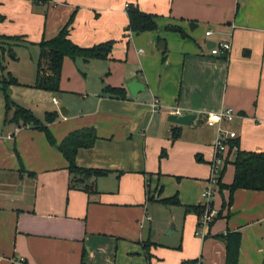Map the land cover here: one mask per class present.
Returning <instances> with one entry per match:
<instances>
[{"label":"crops","instance_id":"crops-1","mask_svg":"<svg viewBox=\"0 0 264 264\" xmlns=\"http://www.w3.org/2000/svg\"><path fill=\"white\" fill-rule=\"evenodd\" d=\"M130 3L156 14L157 28L127 32ZM74 11L70 39L83 47L114 40L109 58L65 56L56 93L31 87L35 61L28 75L10 71L20 84L9 92L40 118L57 111L48 124L57 143L94 128V144L78 150L76 163L109 172L84 181L94 182L90 193L69 188L56 144L43 131L4 122L0 112V264L18 257L28 264H224L223 237L233 231L240 233L237 264H264L263 190L239 188L229 206L228 190L217 191L221 213L205 238L195 234L190 208L201 202L210 172L216 125L205 122L208 113L233 108L237 116L223 126L236 132L240 149L264 150V0H0V35L50 39ZM221 41L230 51L212 54ZM19 46L13 58H25L19 48L28 46L38 57L36 44ZM132 80L143 87L134 95ZM106 85L124 87L126 98L104 94ZM14 88L27 93L15 96ZM175 108L195 118L173 123ZM233 157L222 183L233 179ZM174 194L179 205L159 201Z\"/></svg>","mask_w":264,"mask_h":264},{"label":"trees","instance_id":"trees-1","mask_svg":"<svg viewBox=\"0 0 264 264\" xmlns=\"http://www.w3.org/2000/svg\"><path fill=\"white\" fill-rule=\"evenodd\" d=\"M126 14L128 18L125 30L127 32H143L157 28L155 18L158 16L151 12L143 11L137 4L130 3L126 5ZM75 11L71 13L65 24L60 28L55 36L50 39L42 38L37 43L25 40L23 35H0V90L4 100V122L13 123L17 127L31 126L34 129L43 131L46 139L52 145L56 144L58 150L67 161V169L70 175L69 188L79 187L82 191L90 193L94 191V182L85 183V180L105 175L108 169L92 168L79 166L76 163V156L80 148L91 147L97 136L92 127H85L69 132L59 143L50 131L48 124L57 119V111H46L42 118L38 117L31 109L24 107L14 101L10 94V86L19 85V81L10 71H6L3 64L8 52L14 51L19 45L36 44L39 48L36 60V72L34 83L31 87L36 89L56 93L59 91V81L61 76V66L65 56L71 59L81 58L84 61L91 59H108L114 46V40H106L83 47L74 43L69 37V27L74 19ZM168 30L180 31L181 28L175 25H168ZM102 92L109 96L119 99L126 98V89L124 87H113L106 85ZM179 136L178 127L171 128V137L176 139ZM236 147L233 150V147ZM234 154L232 164L234 166L233 179L229 184L222 183L225 164L229 156ZM225 164L220 173L217 191L221 192L227 189L229 192L227 200L223 206L232 203V195L239 188L264 191V150L249 151L239 147L238 138L229 141L228 155ZM78 184V186H77ZM148 198L153 196L148 194ZM165 205H179L177 194L170 197H164L159 200ZM198 215L200 205L190 206ZM223 240L225 242V260L224 264H237L240 244V233L237 231L228 232ZM147 250V243L144 244ZM190 261H183L185 264Z\"/></svg>","mask_w":264,"mask_h":264},{"label":"built area","instance_id":"built-area-1","mask_svg":"<svg viewBox=\"0 0 264 264\" xmlns=\"http://www.w3.org/2000/svg\"><path fill=\"white\" fill-rule=\"evenodd\" d=\"M211 30L205 31L206 35H209ZM231 49V43L229 41L217 42L214 47L211 48L212 54H220L221 52H229ZM53 101L57 102L56 98L53 97ZM159 99L155 98L152 101L153 110H158ZM172 114H181L178 108L171 111ZM237 113L231 107H225L218 111L210 112L207 114L205 122L210 125H216V135L214 137L212 147L213 156L210 162V172L206 179V185L202 189L200 196L201 202L199 203L200 209L197 215V225L195 229V234L200 238H205L208 236L209 228L214 220L220 215L221 210L217 208L213 199L217 192L220 173L225 164V160L228 155L229 141L237 137L235 131L225 128L223 125L226 122L234 120ZM236 147H233L235 150ZM147 219H150L147 216ZM13 264H28L25 258L18 257L12 260Z\"/></svg>","mask_w":264,"mask_h":264},{"label":"rangeland","instance_id":"rangeland-1","mask_svg":"<svg viewBox=\"0 0 264 264\" xmlns=\"http://www.w3.org/2000/svg\"><path fill=\"white\" fill-rule=\"evenodd\" d=\"M17 47L18 46H16V48ZM15 49L11 53L14 52L16 54ZM19 52H20L21 55H25V58H22V56H20L19 59H17V58H13L12 55H10V53L6 54L5 59H4V63H3L6 66V71L5 72L12 71V70H14V71L17 70V72H20V73L22 72V73L28 75V72L33 70V63L37 60L36 59L37 58V53L35 52V48H33V46H28L26 49L19 48ZM25 88H27V87H25ZM14 90H15V93H16L15 96H20L23 93H27L26 90H24V88H14ZM9 94H10L11 98H13V96L11 94V91L9 92ZM0 112L1 113L5 112L2 95H1V98H0Z\"/></svg>","mask_w":264,"mask_h":264},{"label":"water","instance_id":"water-1","mask_svg":"<svg viewBox=\"0 0 264 264\" xmlns=\"http://www.w3.org/2000/svg\"><path fill=\"white\" fill-rule=\"evenodd\" d=\"M192 23H190L191 25ZM222 54H225V53H222ZM10 55L12 56H15L16 54L13 52V53H10ZM141 84V83H140ZM139 83L136 81V80H132L130 83L127 84V87L129 89V91L134 95L136 93V91L138 89H143V87H139ZM137 89V90H136ZM136 90V91H135ZM63 106L59 108V111L62 115H65V112L63 110ZM195 118V115L194 114H170L168 116V120L173 122V123H177V124H182V125H188L191 123V121Z\"/></svg>","mask_w":264,"mask_h":264}]
</instances>
